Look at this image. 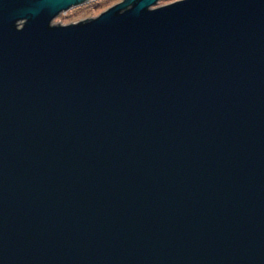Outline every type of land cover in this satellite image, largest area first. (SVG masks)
<instances>
[{
    "label": "water",
    "instance_id": "95a60500",
    "mask_svg": "<svg viewBox=\"0 0 264 264\" xmlns=\"http://www.w3.org/2000/svg\"><path fill=\"white\" fill-rule=\"evenodd\" d=\"M0 0V264H264V0Z\"/></svg>",
    "mask_w": 264,
    "mask_h": 264
},
{
    "label": "rangeland",
    "instance_id": "374dc122",
    "mask_svg": "<svg viewBox=\"0 0 264 264\" xmlns=\"http://www.w3.org/2000/svg\"><path fill=\"white\" fill-rule=\"evenodd\" d=\"M89 2H83L80 5L73 6L65 11L57 14L52 22L54 24H67L71 22H77L79 20L94 17L101 11L105 10L109 6L120 0H88ZM175 0H158L155 6L163 5Z\"/></svg>",
    "mask_w": 264,
    "mask_h": 264
},
{
    "label": "built area",
    "instance_id": "2783aa9c",
    "mask_svg": "<svg viewBox=\"0 0 264 264\" xmlns=\"http://www.w3.org/2000/svg\"><path fill=\"white\" fill-rule=\"evenodd\" d=\"M86 2H89L88 0Z\"/></svg>",
    "mask_w": 264,
    "mask_h": 264
}]
</instances>
